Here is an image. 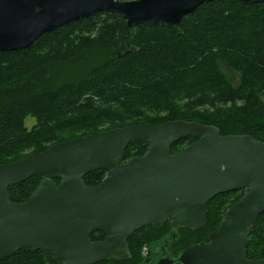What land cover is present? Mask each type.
<instances>
[{"label":"trees","instance_id":"1","mask_svg":"<svg viewBox=\"0 0 264 264\" xmlns=\"http://www.w3.org/2000/svg\"><path fill=\"white\" fill-rule=\"evenodd\" d=\"M226 70L237 76V83ZM28 116L34 118L30 127L25 125ZM174 120L264 141V2H205L185 15L179 28L127 26L120 14L100 12L44 33L28 48L0 51V164L113 128ZM198 138L180 139L171 153ZM144 152L130 144L126 159ZM105 174L96 170L83 181L94 186ZM38 182L29 177L9 187V200L25 201ZM241 196L237 190L211 199L202 228L174 232L167 222L159 229L146 226L128 238L125 260L93 264H143V248L172 231L175 251L206 242ZM90 238L102 240L104 234ZM263 245L264 211L258 229L247 238L246 257L260 258ZM0 264L47 263L41 251L18 250Z\"/></svg>","mask_w":264,"mask_h":264},{"label":"water","instance_id":"2","mask_svg":"<svg viewBox=\"0 0 264 264\" xmlns=\"http://www.w3.org/2000/svg\"><path fill=\"white\" fill-rule=\"evenodd\" d=\"M211 1L0 0V51L28 48L44 33L100 12L120 14L127 26L166 23L179 28L185 15ZM189 135L199 138L171 153V146ZM130 144L144 154L126 159ZM96 170H104V178L86 185L84 175ZM29 177L39 178L29 197L10 201L8 188ZM237 190L243 195L226 209L206 242L172 256L171 233L148 249L151 264H264V245L261 258L246 257L247 238L258 229L264 211V141L174 120L58 142L0 164V261L18 250L41 251L47 264L122 261L129 256L128 238L137 230L159 229L165 222L173 230L202 228L207 203ZM96 232L104 238L92 241ZM162 245L169 247L159 255ZM149 255L144 262L151 261Z\"/></svg>","mask_w":264,"mask_h":264},{"label":"flooded vegetation","instance_id":"3","mask_svg":"<svg viewBox=\"0 0 264 264\" xmlns=\"http://www.w3.org/2000/svg\"><path fill=\"white\" fill-rule=\"evenodd\" d=\"M239 191H242V195H243V190H239ZM171 229H172V228H171ZM172 230H173V229H172ZM173 231L175 232V231H177V230H173ZM173 231H172V233H174ZM163 240H164V239H163ZM159 247H160V246H159ZM168 247H169V246L165 247L164 245H162L161 248H159V250H160V249H161V250H160V251L158 250L157 253H158L159 255H163V254H165V252L167 251V248H168ZM148 249H149V248H146V249H145V257H146V258H147L148 255H149V254H148V253H149V252H148ZM165 250H166V251H165ZM181 250H182V249H181ZM181 250H179V251H181ZM179 251H175V250L172 248V256H175V255L177 254V252H179ZM149 256H150L149 259H151V261H148V260H147V261L144 262L143 264H151V262H153V260H154L153 256H151V255H149ZM256 259H259V258H256ZM256 259H253V260H256Z\"/></svg>","mask_w":264,"mask_h":264},{"label":"rangeland","instance_id":"4","mask_svg":"<svg viewBox=\"0 0 264 264\" xmlns=\"http://www.w3.org/2000/svg\"><path fill=\"white\" fill-rule=\"evenodd\" d=\"M226 72H227V76L234 82V83H237V80H238V78H237V76L234 74V73H232V72H230V71H228V70H226ZM33 123H34V118L33 117H31V116H28V117H26V119H25V125L27 126V127H30L31 125H33ZM142 255L144 256L145 255V248H143V250H142ZM261 258V257H260ZM256 259V258H255Z\"/></svg>","mask_w":264,"mask_h":264}]
</instances>
